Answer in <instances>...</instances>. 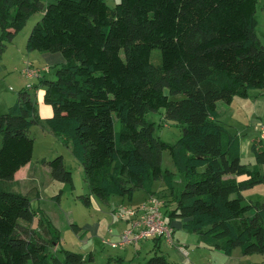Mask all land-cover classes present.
I'll return each mask as SVG.
<instances>
[{
    "label": "trees",
    "instance_id": "1",
    "mask_svg": "<svg viewBox=\"0 0 264 264\" xmlns=\"http://www.w3.org/2000/svg\"><path fill=\"white\" fill-rule=\"evenodd\" d=\"M259 1L119 0L112 7L106 0H0V55L44 11L27 49L62 54L55 79L41 80L53 108L46 123L83 165L86 205L92 196L132 201L137 189L155 195L162 180L169 190L164 206L172 205L164 214L175 230L180 221L228 256L236 248L264 255V202H247L244 194L264 182L262 140L251 145L256 163H244L240 135L222 123L218 108L219 101L231 104L264 89V43L255 32ZM29 84L0 113V180L15 181L33 158L30 129L39 116L30 90L37 85ZM161 108L183 126L173 144L146 116ZM166 150L185 177L181 192L176 172L163 169ZM48 163L54 179L73 182L63 156ZM1 188L0 264H85L84 254L61 249L47 219L48 236L39 232L35 219L42 223L43 213L28 196ZM153 238L161 251L163 240ZM146 264L170 262L156 253Z\"/></svg>",
    "mask_w": 264,
    "mask_h": 264
},
{
    "label": "rangeland",
    "instance_id": "2",
    "mask_svg": "<svg viewBox=\"0 0 264 264\" xmlns=\"http://www.w3.org/2000/svg\"><path fill=\"white\" fill-rule=\"evenodd\" d=\"M106 1L112 7L119 2ZM43 14L44 11H41L30 17L26 26L14 39L6 42L5 49L0 55V102L3 104L0 113L8 111L17 101L19 92L27 88V84L37 85L30 89L39 116V123L30 129V135L35 139L33 158L27 167L17 173L15 181L0 180V185L1 189L28 196L33 208L43 213L42 223L40 216L35 219V226L39 228V232L45 237L48 236L47 219L49 224L53 225V231H57L61 237V249L84 254L87 258L85 264H146L156 253L165 255L170 264H264L263 254L245 255L240 248H236L231 256L225 255L222 251L210 247L200 235L191 233L183 227H177L180 228L177 235L181 238L180 246L185 248L183 251L179 248L176 234L174 236L177 244L171 245L163 241L160 245L161 251L155 249L153 237L121 245L122 236L130 229L131 223L128 219L120 218L118 213L124 207L137 208L146 201L149 194L142 189L135 191L132 201L112 196L104 202L92 196V204L88 206L81 200V195L90 193L83 165L73 155L71 145L66 139L54 132L46 123V119L53 114V108L44 101V83L37 78L29 79L23 72L27 62L31 61L38 70L46 68L42 76L45 75L46 79H55L57 67L62 63L56 60L48 61L41 55L42 52L27 49L28 37ZM256 16L258 25L255 32L264 43V0L259 1ZM1 34L0 28V36ZM47 53L53 56L61 55L59 52ZM256 92L264 94V89L253 90L252 94H257ZM260 96L259 94L254 97L251 95L249 98L236 96L233 104L218 102L222 123L232 133H241V158L250 166L256 163L251 149L252 142L262 140L264 147V136L261 131L264 125V95ZM3 101H7L6 106ZM146 116L149 121L155 123L156 134L162 140L173 144L181 137L183 126L176 120L168 119L165 108L150 111ZM116 124L119 128L120 123ZM2 139L0 131V148ZM58 156L64 157L67 169L73 173V182L60 181L52 177L48 162ZM162 166L163 169L176 172L175 186L181 192L185 186V177L177 171L168 150L163 152ZM154 191L155 195L164 201L169 198V190L162 180L155 182ZM244 194L247 202H264V182L246 190ZM168 204V207L163 206L164 212L167 208H172L170 201ZM174 222L180 224V221ZM75 223L82 227L80 232L73 228L72 225ZM50 264H53V261Z\"/></svg>",
    "mask_w": 264,
    "mask_h": 264
},
{
    "label": "built area",
    "instance_id": "3",
    "mask_svg": "<svg viewBox=\"0 0 264 264\" xmlns=\"http://www.w3.org/2000/svg\"><path fill=\"white\" fill-rule=\"evenodd\" d=\"M23 72L28 78H34L38 76L40 69L35 68L31 62H27ZM28 87H31V84H28ZM261 131L264 136V125ZM164 203V200L158 196L150 195L137 208L124 207L119 215L122 218H130L131 227L124 232L120 244L137 243L145 238L159 237L168 244L174 245L176 243L175 229L165 217ZM113 245L116 246V244ZM180 248L182 251L185 249L182 246Z\"/></svg>",
    "mask_w": 264,
    "mask_h": 264
},
{
    "label": "crops",
    "instance_id": "4",
    "mask_svg": "<svg viewBox=\"0 0 264 264\" xmlns=\"http://www.w3.org/2000/svg\"><path fill=\"white\" fill-rule=\"evenodd\" d=\"M41 55H44L46 58H47V60L48 61H52V60H56V61H58V63H59V61L60 62H63V57H62V54L60 55V54H57V55H50V54H48L47 52H45V53H43V54H41ZM43 60H45V59H43ZM28 62H31V61H28ZM32 63V65L34 64L33 62H31ZM51 64V63H50ZM34 66V65H33ZM35 67V66H34ZM35 68H37V67H35ZM44 70H43V68H40V72H39V74H38V76H36V77H34V78H37L38 80H42V78H43V76H42V72H43ZM257 94H259V95H261L260 97H263V92L261 93H258V92H256ZM257 94H252L253 95V97L255 96V95H257ZM235 101V100H234ZM4 103H5V106H6V104H7V101H3ZM234 103V102H233ZM232 103V104H233ZM1 106H3V104H1V102H0V108H1ZM239 135H240V138H241V133L239 132L238 133ZM242 144V143H241ZM29 165V163L26 165V166H24V167H22L20 170H22V169H24L25 167H27ZM264 167V165L262 166V168ZM264 169V168H263ZM19 170V171H20ZM18 171V172H19ZM17 172V173H18ZM17 173H16V175H17ZM16 175H15V177H16ZM16 179V178H15ZM175 223V222H174ZM181 223V222H180ZM176 224V223H175ZM178 227H182V223L181 224H178ZM180 228H176V230H175V234H176V239H177V242H179V246L180 245H182L181 244V238L177 235V231H178V233H179V229ZM176 241V240H175ZM177 244V243H176Z\"/></svg>",
    "mask_w": 264,
    "mask_h": 264
}]
</instances>
